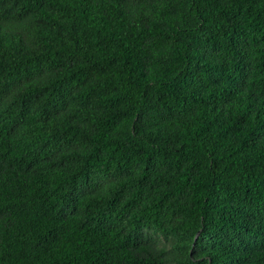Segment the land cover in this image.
I'll return each instance as SVG.
<instances>
[{"label":"trees","instance_id":"obj_1","mask_svg":"<svg viewBox=\"0 0 264 264\" xmlns=\"http://www.w3.org/2000/svg\"><path fill=\"white\" fill-rule=\"evenodd\" d=\"M0 264H264V0H0Z\"/></svg>","mask_w":264,"mask_h":264}]
</instances>
